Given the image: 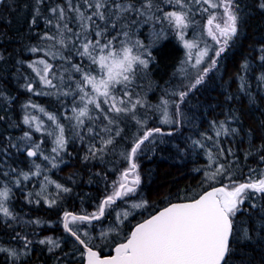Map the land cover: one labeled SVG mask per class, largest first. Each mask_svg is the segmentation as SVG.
<instances>
[{"label": "trees", "instance_id": "obj_1", "mask_svg": "<svg viewBox=\"0 0 264 264\" xmlns=\"http://www.w3.org/2000/svg\"><path fill=\"white\" fill-rule=\"evenodd\" d=\"M78 2L81 9L91 15L93 9H85L81 0H72L73 5ZM260 2L235 0L239 16L237 34L216 57L215 66L209 67L202 83L183 102L175 94L180 114L176 109L171 125L160 123L161 115L155 107L167 93L164 88L174 79L176 67L185 54L183 43L166 20L162 22L165 24L164 34L158 40L155 34L152 35L153 40L150 33L158 28L154 24L158 22L156 20L132 30L133 40L143 38L148 48L151 47L152 59L147 69L137 67L135 70L127 85L129 95L126 96L120 86L116 93L126 96V108H131V102L137 99L144 103L129 112L101 111L83 123L81 128H69L65 162L53 172L59 181L69 185V191L54 205H49L45 200L39 203L32 198V201L25 200V193L18 188L15 190V216L3 218L0 214V245H22L20 236L24 233L29 240L35 232L36 235L39 231L41 233L32 238L33 241L30 240V251L27 250V255L18 260H12L8 253L1 251L0 264H72L83 261L80 253L84 249L65 231L60 222L61 216L65 212L87 215L96 209L109 195L112 183L119 180L128 166L122 153L130 151L134 141L150 128L160 125L164 132L153 134L136 157L140 184L133 196L147 202L148 210L134 215L124 224L118 222L122 229V235L116 238L118 243L125 240L135 224L172 202L195 199L213 186H224L232 181L244 183L264 176V161L260 159L264 156V147H261L264 145V80L260 79L264 75V60H261L264 55V9L259 7ZM156 4L161 11L157 12L154 7L152 12L155 15L186 11L191 29H203L212 12L218 17L223 12L222 8L210 9L203 0L200 3L183 0L187 8L177 5L175 0L171 3L169 0H156ZM56 5L64 6L67 11L65 0H43L35 24L31 23L36 14L35 0H4L0 5V184L11 180L8 172L28 170L31 164V158L23 149L25 142L18 138L22 131L27 130L23 122L26 101L33 99L63 117V107L73 103L70 95L62 93L63 79L72 75L68 85L73 89L79 78L72 66L80 65L84 70L95 66L87 57L77 55L76 49L81 40L75 36L70 38L66 47L56 40L41 39L45 32L58 36L56 18L49 11ZM203 8H209V12H203ZM129 15L138 19L135 13ZM68 16L71 18L68 26L77 32L74 13L68 12ZM46 19L53 23L46 24ZM97 23L103 27L102 22L97 20ZM112 35L115 32H110L109 38ZM91 38L95 39L94 36ZM31 47H52L54 53L65 57L58 59V62L66 64L59 67L60 76L55 79V87L62 91L58 89L53 96L41 94L33 97L27 90L25 85L32 77L28 61L42 53L31 52ZM115 47H120L118 42ZM220 122H224L230 134L220 130ZM231 129H236V132H231ZM218 130L220 135H217ZM109 139L112 143L105 145L103 141ZM46 140L49 144L48 138ZM220 165L225 167L224 174L209 179L208 176L215 173ZM121 200L115 201L117 209L121 208ZM253 204L256 207H252ZM34 217L54 220L56 224L36 227L25 222ZM235 220L238 228L249 230L252 239L236 245L238 251L234 254L233 264H241V261L243 264H264V194L249 192V198L241 206ZM100 222H92L94 233L98 232ZM51 233L56 237L63 236L64 240H61L59 249L49 251V244H40L39 241L45 235L44 239L48 238ZM237 235H242V231ZM80 236L85 241V237ZM88 245L98 249L102 255L113 252V249L108 251L97 245Z\"/></svg>", "mask_w": 264, "mask_h": 264}, {"label": "snow or ice", "instance_id": "obj_2", "mask_svg": "<svg viewBox=\"0 0 264 264\" xmlns=\"http://www.w3.org/2000/svg\"><path fill=\"white\" fill-rule=\"evenodd\" d=\"M42 2L43 0H35L36 14L32 18V24L37 22L36 17L40 15L39 5ZM65 2L67 11L62 5H56L49 9L56 18L55 26L58 36L53 37L45 32L41 39L56 40L57 43L66 47L70 38L75 36L77 40H81L79 48L76 49L77 55L81 58L87 57L92 65L97 66V75H93L91 71H85L80 65L72 66L75 72L83 73L81 81L77 82V89L79 99L84 103V106L79 109L73 107L74 116L70 118L76 120L77 126H82L84 123L82 117L88 116L89 104L103 111L100 102L101 97H103L104 104L110 105L109 110L116 113L132 111L137 105L144 103L137 99L131 102V108L121 107L118 104L123 105L126 102L123 99L118 100L113 94L117 86L126 88L132 76L135 75L137 67L147 69L152 59V54L148 51V45L139 39H132L133 29L153 20H166L176 30V35L183 42L184 47L189 50V56H191V49L196 47V44L186 39L184 34L189 27L188 13L182 10L164 12L162 16L155 15L152 12L154 7L157 12L161 11L156 4V0H81L85 9H93L91 15H88L86 10L81 9L80 2L75 5H73L72 0H65ZM171 2L172 0H169V3ZM195 2L200 3V0H195ZM203 2L209 4L212 10L223 9L219 17L215 12H212L207 21L208 35L217 44L221 45L219 50L216 51V56H219L224 51V47L238 32V5L235 0H218V2L216 0H203ZM137 3H139V7H137ZM175 3L187 8V5L183 4V0H175ZM259 7L264 9V0H261ZM202 11L209 12V8H203ZM68 12L74 13L75 22L79 29L77 32H73L72 28L68 26V21L71 19ZM130 13H135L138 19L132 18L129 15ZM97 20L102 22L103 27L97 23ZM45 23L51 25L53 21L46 19ZM110 32H115V35H112L111 38H109ZM93 36L95 39L91 38ZM121 36L124 39H119ZM155 38L158 40L161 37L157 35ZM117 42L120 45L119 48L115 47ZM29 50L35 53L42 49L31 47ZM207 51L206 48L199 53L196 59L197 64L201 63L203 57L207 55ZM50 54L55 58L56 53ZM61 59L65 58L61 56ZM261 60H264V55L261 56ZM36 64L43 65V67L36 68ZM215 64L216 60L213 59L212 66H215ZM29 66L34 68L43 84L55 87L52 79L49 78L50 69L53 67L51 64L41 59L32 62ZM209 70V68H204L203 74L196 78L187 91L179 92L181 102L202 83L204 75ZM260 79L264 80V75ZM89 85L92 94L85 91V87ZM25 87L30 92L34 91L31 83L26 84ZM71 94V92L64 93V95ZM125 95H129V93L125 92ZM163 104L165 107L163 108L164 119L162 122L174 123L167 111L168 101H163ZM24 107L27 108L28 105ZM32 107H36V105L33 104ZM176 109L177 114H180L179 104L176 105ZM40 110L44 111L43 108ZM105 117L107 118V113H105ZM35 119L36 117H31V120ZM49 119L56 120L54 116H49ZM23 122L30 124L28 115L24 116ZM137 123L142 122L137 121ZM143 123H146V121ZM56 127L59 134L55 137L57 147L52 149L54 153L58 149H63L66 144L63 126L57 124ZM36 129L37 131L40 130L39 124L36 125ZM220 130L225 134H230L229 130L225 128L224 122H220ZM220 130L217 131V135H220ZM89 131L91 132L92 129H89ZM160 132V128L145 131L143 136L134 141L130 151L122 153L128 167L120 174L119 181L113 182L114 191L99 204L98 213L89 215L64 213L63 227L80 245H83L84 250L81 251L80 255L85 260V264H233L234 254L238 251L236 245L252 239L247 228L241 230L236 226L235 218L245 200L249 198V192L253 195L264 194V178L250 179L244 183L232 181L231 184L222 187H213L211 191L205 192L199 199H192L186 203L170 204L150 219L137 224L125 238L126 242L116 245L115 255L101 257L98 251H95L93 247L85 243L84 239H81L78 234L79 229L74 230L71 225L76 224L78 221L90 222L100 219L105 214L106 205H111L117 199H124L137 191L140 176L138 174L139 165L135 162L136 157L143 151L142 145L146 141H150L154 133ZM231 132H236V129H231ZM24 138H29L28 132L24 133ZM103 143L105 145L111 144L112 140L109 139L103 141ZM261 147H264V145ZM95 151H102V149H95ZM27 154L29 157H33L37 155V152L29 150ZM209 158L211 159V155ZM45 159H48V157H45ZM260 159L264 161V156ZM55 166L54 164L53 167ZM36 167L38 170L36 174H39L40 166L37 165ZM224 172V165H220L215 173L208 176V178L216 179ZM23 176L24 179H28V174H23ZM230 178L231 175L229 174ZM45 179L47 180V177ZM16 182L19 183V181ZM56 187L59 189L62 186L56 184ZM64 191H69V189L65 188ZM8 196L9 189L7 187L0 189V213H3L5 217L12 216L9 208L5 206ZM50 203H55V201ZM141 206V204L135 203L132 205L133 208ZM252 207H256V205L253 204ZM128 215H130L128 211L123 213L124 218H127ZM117 219H120L119 213ZM241 231L242 235L238 236L237 233ZM83 235L88 236V233L84 232ZM100 235L105 237L106 233L101 232ZM23 240L25 249L30 251L31 241H28L26 237ZM39 243L52 245L49 251H52L54 247H59V244L50 238L40 240ZM0 251L8 253L11 258L16 260L21 255L15 249L0 248ZM23 254L27 255V251ZM241 264H243V261H241Z\"/></svg>", "mask_w": 264, "mask_h": 264}, {"label": "rangeland", "instance_id": "obj_3", "mask_svg": "<svg viewBox=\"0 0 264 264\" xmlns=\"http://www.w3.org/2000/svg\"><path fill=\"white\" fill-rule=\"evenodd\" d=\"M216 1L218 2V0H216ZM162 22H163V20H160L157 23H154V24H156V26H158V28L154 31V33H153V31L150 32L151 36L153 34H155V35H163L164 34L165 27H163V26L165 24H163ZM189 25H190V22H189ZM207 28H208V25L206 22L203 29H201L199 27L198 28L193 27V29H191V27L189 26L184 33L185 38L190 40V41H193L196 44V47L191 49V56L188 55L189 50L184 47L185 48V54L176 67L174 79L170 82V84H168V86H166L164 88L167 91V93L161 97L160 102L155 107V110L158 113H160V115H161L160 123H162L163 125H171L172 124V123H163L162 122L164 119L163 108L165 107L163 104V101H168L167 111H168L171 119L174 121L175 120L174 119V113H175L176 105H177V102H176L177 96L175 94H179V92L185 91V89L189 88L190 85L195 82L196 78H198V76L203 74L204 68L212 67V60L216 59V57H217L216 51L219 50L221 45L217 44L212 39V37L208 35ZM50 36H52V35H50ZM152 37L154 40V36H152ZM136 39L141 40L144 44L146 43L143 38H136ZM230 41H229V43H230ZM229 43L227 44V46L224 47V49L226 47H228ZM206 48L208 50L207 55L203 57L200 64H197L196 63L197 56L199 55V53L202 50H204ZM150 49H151V47L148 48L149 52H150ZM41 52L42 53L40 55H38V57H35L31 61L29 60L28 64L30 65L32 62L38 61L41 59L46 61L47 63L51 64L53 67H52V69H50L49 78L52 79L53 85L56 86L55 79L58 76H60V74H58L59 73V67L66 64V63H63L60 61L58 62V59H61V56H63V55L56 54V56H55L56 59H55V61H53V55L50 54V53H54L52 47L43 48L41 50ZM97 54H99V53H97ZM58 56H60V57H58ZM149 64H150V62H149ZM35 67L36 68H42L43 65L36 64ZM30 68H31V72H32V77L28 78L27 84L31 83L33 85L34 91H31L32 96L35 97V96H39L41 94L42 95H51V96L55 95L56 91L59 88L58 87H50L48 85L43 84L42 81L40 80L39 76L37 75V72L34 70V68L33 67H30ZM85 71H91V73L93 75H97V66L95 65L94 67H89L88 69H85ZM77 74H78L79 81H81L83 73L77 72ZM71 77H72V75H68L66 77V79L64 78L63 79V80H65L64 85H63L64 90L62 91L61 89H59L60 91H62V93L71 92L72 94L70 96L73 98L72 99L73 103L71 105L63 107V110H62L63 117H60L59 112H54V111L48 109L47 107L43 106L42 104L35 102L33 99H29L26 101V105H28V107L26 108V112H25L26 114L25 115L29 116L30 124L24 123L27 127V130L22 131L18 135V138L20 140L22 139L25 142V146L23 148L24 151L30 147H33L36 149L39 156L36 158H31V164H30V167L28 170L19 171L18 169H16V170L14 169L12 172H8L7 174H8V176H11V180L2 181V183L0 184V189H3L5 187H7L9 189V196L5 202V206L8 207L12 213V216H9V217L15 216L16 211L13 210V202L16 201V197H15L14 192L17 188L19 191H22L25 193V195H26L25 200L32 201L31 200V198H32L33 201L35 200L38 203L41 200H45L49 205L55 204V203H50L51 201L57 202V199L62 198L64 193L67 192V191H64L65 188L69 189V185H66V184L62 183L61 181H59L58 178L56 176H54L53 172L55 171V169H58V167L65 162L64 151H65V147H66L67 140H68L67 132H69L71 130L69 128H75V127L81 128L83 126V125L77 126L76 120L70 119L71 117L74 116V113L72 111L73 107H76L77 109H79V108L84 106V103H82L79 99L77 83H76L75 87H73V89L71 88L70 85H68V83L70 84V82H71ZM131 80H132V78H131ZM117 89H118V86L114 90L113 94L118 98V100L123 99L126 102V96H122V95L118 96L117 95L118 94V93H116ZM119 89H124L125 92L129 93L128 87L123 88L120 86ZM85 91L92 94L91 86L90 85L86 86ZM100 102H101V108L103 109V111L109 110L110 105L103 103V97L100 98ZM85 103H86V101H85ZM33 104H35L36 107H32ZM178 104H179V102H178ZM118 106L125 107L126 103L123 105L118 104ZM157 106H159V107H157ZM152 107H154V106H152ZM41 108H43L44 111H41L40 110ZM88 108L90 109L88 116L82 117L84 123L90 117H93L95 114H99L101 112V110L96 109L91 104L88 105ZM49 116H54L56 118V120L55 121L50 120ZM31 117H36V119L31 120ZM37 124L40 125L39 131H37V129H36ZM57 124L63 126V128H64V137H65L66 144H65V147L63 149H58V151L54 153L52 151V149L54 147H57L55 144V137H56V135L59 134V130L56 127ZM159 126L155 127V128H160L161 132H164L162 130V128ZM150 129H152V128H150ZM25 132L29 133V138H24ZM50 133H52V134H50ZM46 134H47V136H45ZM154 134H157V133H154ZM47 138H48L49 144H47V140H46ZM37 146H39V147L37 148ZM45 157H48V159H45ZM54 164L56 165L55 167H53ZM37 165L40 166L39 167V174H36L38 171L37 167H36ZM23 174H28V179H24ZM138 174L140 176L139 171H138ZM45 177H47V180L45 179ZM260 178H264V176L259 177V178H253L251 180H257ZM119 179H120V177H119ZM130 179H131V177H130ZM16 181H19V183H17ZM246 182H248V181H246ZM56 184H60L62 187L58 189L56 187ZM42 188H43V191H42ZM110 190L111 191H110L109 195L112 194L114 191L113 183L111 185ZM134 195L135 194H131V195L125 197L124 199H122L121 200L122 204H121L120 209H117L116 203L111 204V205H107L106 215L101 220L100 225L98 226L99 229H98L97 233L93 232L92 227L94 225H93L92 221H90V222L78 221V222H76V224L71 225V226L73 227L74 230H76L77 228L79 229L78 234L82 235V237H85L86 243H88L90 245H97L96 247H100V248L102 247L108 251H111L114 248V246L118 243V241H116V238H118L119 236L122 235V229L120 226H118V222L120 224H124L126 221L130 220V218H132L134 215H136L138 213H142L145 210H148L147 202H145L143 200H139L138 198H133ZM19 202L21 203V201H19ZM28 203L30 204V202H28ZM134 203L135 204H141L142 206L138 207V208H133L132 205ZM125 211H128L130 213V215H128L127 218H124V216H123V213ZM93 213H98V207L96 209L92 210L87 215L93 214ZM118 213L120 214L119 220L117 219ZM0 214H2V217L4 218L3 213H0ZM21 214H23V213H21ZM63 216H64V214L60 218L61 224H63ZM37 221H39V223H37ZM25 222H29V223H31V225L35 224L36 227L37 226L48 227V226H54L56 224V221L44 220L42 217L29 218L27 221L25 220ZM84 232H87L88 236H84L83 235ZM101 232L106 233V236L101 237V235H100ZM40 233H41L40 231L37 232V235ZM37 235L35 232L34 236L32 235V238L36 237ZM24 237H26L28 241H30V240L33 241L32 238H30V240H29L28 235H26V233H24V235L20 236V240H22V242H23L22 245H15V246L0 245V248L15 249L19 253H21V255H20V258H21V256L24 255L23 253L25 251H27V249H25V247H24V240H23ZM45 237H46V235H45ZM45 237H42V239H44ZM47 237L52 239V240L54 238L53 241H55V239H56V243L59 244V247H54L53 249H59L61 247V240H64L63 236L62 237H56L53 233L49 234ZM48 247H52V245H49ZM11 259L13 260V258H11Z\"/></svg>", "mask_w": 264, "mask_h": 264}, {"label": "water", "instance_id": "obj_4", "mask_svg": "<svg viewBox=\"0 0 264 264\" xmlns=\"http://www.w3.org/2000/svg\"><path fill=\"white\" fill-rule=\"evenodd\" d=\"M3 1L4 0H0V5L3 3ZM29 150H32V151H36V149L35 148H33V147H30V148H28L27 150H26V154L28 153V151ZM37 152V151H36ZM28 155V154H27ZM38 156V152H37V155L36 156H33V157H30V158H36ZM223 185H218V186H213V187H222ZM213 187H210V188H208L207 190H205L202 194H200L198 197H196L195 199H199V197L201 196V195H203L205 192H207V191H211V189L213 188ZM118 200V199H117ZM116 200V201H117ZM191 200H183V201H175V202H172V203H170V204H173V203H186V202H190ZM170 204H168L167 206H165V207H163V208H161V209H159L158 211H156L155 213H153L152 215H150V216H148L147 218H145V219H143L142 221H140V222H138L137 224H139V223H142L144 220H147V219H150L153 215H156L159 211H162L164 208H166V207H168ZM75 215H77V214H75ZM103 217V216H102ZM101 218V217H100ZM94 221H96V220H94ZM137 224H135V226L137 225ZM134 226V227H135ZM134 227H133V229H134ZM132 229V230H133ZM131 230V231H132ZM70 234V233H69ZM71 235V234H70ZM82 239V238H81ZM123 242H126V240L125 241H123ZM123 242H120V243H123ZM119 244V243H118ZM82 247H83V245H81ZM91 247V246H90ZM116 247V246H115ZM115 247H114V249H115ZM94 248V247H93ZM84 249V248H83ZM114 249H113V252L111 253V254H106V255H102L101 254V252L98 250V249H96V248H94V250L95 251H98L99 253H100V255H101V257H104V256H108V255H115V251H114ZM72 264H85V260H83V261H81V262H75V263H72Z\"/></svg>", "mask_w": 264, "mask_h": 264}, {"label": "flooded vegetation", "instance_id": "obj_5", "mask_svg": "<svg viewBox=\"0 0 264 264\" xmlns=\"http://www.w3.org/2000/svg\"><path fill=\"white\" fill-rule=\"evenodd\" d=\"M114 203H116V202H114ZM113 203V204H114ZM106 211H107V205H106V210H105V214L103 215V217H101L100 219H98V220H96V221H101L104 217H105V215H106ZM74 214V213H73ZM79 215H81V214H79ZM96 221H94V220H92V222H96ZM2 227V226H1ZM2 231V230H1ZM2 235H3V231H2V233H1Z\"/></svg>", "mask_w": 264, "mask_h": 264}]
</instances>
